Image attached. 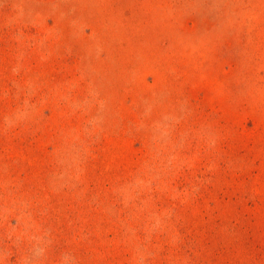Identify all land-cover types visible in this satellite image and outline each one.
<instances>
[{
	"label": "rangeland",
	"instance_id": "374dc122",
	"mask_svg": "<svg viewBox=\"0 0 264 264\" xmlns=\"http://www.w3.org/2000/svg\"><path fill=\"white\" fill-rule=\"evenodd\" d=\"M0 264H264V0H0Z\"/></svg>",
	"mask_w": 264,
	"mask_h": 264
}]
</instances>
